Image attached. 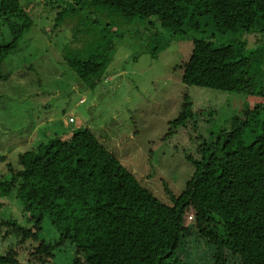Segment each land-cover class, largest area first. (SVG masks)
I'll return each instance as SVG.
<instances>
[{"label": "trees", "instance_id": "1", "mask_svg": "<svg viewBox=\"0 0 264 264\" xmlns=\"http://www.w3.org/2000/svg\"><path fill=\"white\" fill-rule=\"evenodd\" d=\"M54 1H61L57 21L67 12L84 20L89 8L133 25L158 27L153 39L166 34L167 39H160L165 43L189 38L194 45L182 64L185 84L243 92L261 100L254 106L245 103L202 133L201 140L195 139V153L191 146L183 151L193 170L184 173L186 178L183 174L185 186L177 193L164 181L169 201L158 197L119 159L117 142L87 127L78 125L70 131L68 124L67 138L38 140L35 147L18 154L16 163L8 161L3 167L6 157L0 154L4 185L19 193L28 190L26 203L35 212L31 226L4 220L15 238L11 245L6 242L0 264H53L55 251L66 243L76 248L72 264H171L191 228L185 223L190 208L200 225L213 216L222 220L242 264H264V39L249 46L245 37L264 35V0H88L85 5L82 0ZM0 16L11 36L2 42L5 37L0 33L1 67L31 19L21 0H0ZM96 22L102 27L98 33L94 29V39L89 30ZM207 23L214 31L205 32ZM81 28L82 58L67 60L93 87L107 78L115 38L101 31L107 27L99 17L83 21ZM160 49L154 46L153 55ZM85 100L83 96L79 102ZM211 112L219 115V110ZM199 115L187 98L163 139ZM75 120L74 115L69 117V122ZM1 201L0 211L9 205ZM45 218L58 233L53 241L41 237ZM210 235L218 245L215 264H229L221 238ZM22 246L26 254L24 249L20 252Z\"/></svg>", "mask_w": 264, "mask_h": 264}, {"label": "rangeland", "instance_id": "2", "mask_svg": "<svg viewBox=\"0 0 264 264\" xmlns=\"http://www.w3.org/2000/svg\"><path fill=\"white\" fill-rule=\"evenodd\" d=\"M86 1L82 0L81 5ZM21 4L30 16L31 25L0 67V154L6 157L1 167L8 161L16 163L18 154L35 147L38 140L60 139L68 124L69 130L79 125L117 142L120 150L113 151L119 159L158 197L169 201L164 181L177 193L185 186L183 174L193 170L183 151L191 146L195 153V139L201 140L202 133L239 112L245 103L254 106L261 100L243 92L185 84L182 64L190 57L194 45L189 38L177 37L165 43L160 39L166 38V34L161 32L160 39H153L160 31L158 27L133 25L114 15L91 13L89 8L83 13L84 20L67 12L64 19L59 18L62 22L57 21L61 1L21 0ZM17 16L18 20L22 18L19 13ZM92 17H99L107 27L101 31L115 38L107 78L93 87L85 84L67 60L82 58L81 51L85 49V40L80 35L82 22ZM101 27L99 22L91 24L89 31L94 39ZM204 28L207 33L214 31L211 23ZM0 33L5 37L2 42L11 39L8 23L1 16ZM245 37L249 46L264 39V35L255 33ZM154 46H161L156 56L152 53ZM83 96L86 100L80 103ZM187 98L192 100L194 111L200 113L199 118H191L163 139ZM218 110L219 115L211 112ZM210 113L217 116L216 120L211 119ZM71 115L76 119L74 123L69 122ZM27 193L28 190L19 193L16 188L9 189L0 176V203L3 200L9 204L0 211V254L6 242L11 245L15 238L6 219L24 226L34 225L35 212L28 208ZM194 214L192 208L186 213L185 223L191 228L181 238L171 264H215L218 245L213 243L210 232L221 238L229 264H242L222 220L213 216V220L200 225ZM42 226L43 239L57 238L48 218ZM23 249L24 246L20 252ZM75 251L72 243H66L55 251L53 264H72ZM23 252L26 254V249Z\"/></svg>", "mask_w": 264, "mask_h": 264}, {"label": "crops", "instance_id": "3", "mask_svg": "<svg viewBox=\"0 0 264 264\" xmlns=\"http://www.w3.org/2000/svg\"><path fill=\"white\" fill-rule=\"evenodd\" d=\"M64 131H65V130H64ZM69 134H70L69 132H66V133L63 135V137L67 138V137L69 136ZM63 137H62V138H63ZM65 138H64V139H65ZM28 140H29V139H28Z\"/></svg>", "mask_w": 264, "mask_h": 264}, {"label": "built area", "instance_id": "4", "mask_svg": "<svg viewBox=\"0 0 264 264\" xmlns=\"http://www.w3.org/2000/svg\"><path fill=\"white\" fill-rule=\"evenodd\" d=\"M193 217H191V219H192Z\"/></svg>", "mask_w": 264, "mask_h": 264}]
</instances>
